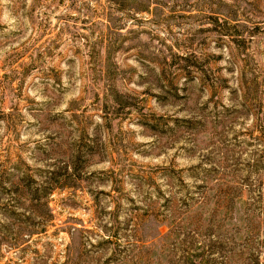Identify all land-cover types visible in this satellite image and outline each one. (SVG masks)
Instances as JSON below:
<instances>
[{"label": "rangeland", "instance_id": "obj_1", "mask_svg": "<svg viewBox=\"0 0 264 264\" xmlns=\"http://www.w3.org/2000/svg\"><path fill=\"white\" fill-rule=\"evenodd\" d=\"M0 264H264V0H0Z\"/></svg>", "mask_w": 264, "mask_h": 264}]
</instances>
